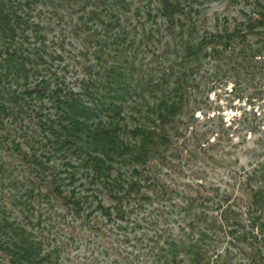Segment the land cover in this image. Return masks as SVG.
I'll list each match as a JSON object with an SVG mask.
<instances>
[{
    "label": "rangeland",
    "instance_id": "1",
    "mask_svg": "<svg viewBox=\"0 0 264 264\" xmlns=\"http://www.w3.org/2000/svg\"><path fill=\"white\" fill-rule=\"evenodd\" d=\"M119 1L109 0L116 2L109 8L97 0H36L24 10L44 40L29 31L22 44L37 61L33 85L53 78L52 88L81 94L106 64L133 69L137 95L121 121V137L131 148L140 130L158 124L161 93L145 89L146 82L158 83L172 71L187 79L183 110L163 129L170 142L153 147L145 166L130 157L113 166L116 179L144 171L140 193L152 198L146 205L119 201L123 193L84 177L66 179L71 171L64 164L73 158L47 140L40 117L55 119L56 112L45 99L0 124V207L60 264H139L134 260L158 237L189 243L202 235L204 264H264V31H245L264 13V0H167L182 4L170 19L165 0H124L125 7ZM234 31H245L246 41L237 39L225 54L183 58L187 42ZM52 174L65 193L75 188L88 198L82 213L51 193ZM30 189L40 193L27 198ZM119 209L128 211L125 219H116ZM190 258L167 259L190 264ZM0 264H10L1 251Z\"/></svg>",
    "mask_w": 264,
    "mask_h": 264
},
{
    "label": "trees",
    "instance_id": "2",
    "mask_svg": "<svg viewBox=\"0 0 264 264\" xmlns=\"http://www.w3.org/2000/svg\"><path fill=\"white\" fill-rule=\"evenodd\" d=\"M35 1L0 0V124H7L11 117L14 118V115L23 112L34 101L49 99L53 103L56 118L50 119L46 116L47 119L44 120L43 116L40 117V122L48 135L50 145L56 151L62 152L64 157L73 158L64 164L66 169L71 171L65 172L66 179L75 183L84 177L93 185L101 184L108 187L111 194L123 193L122 197H116L119 201L139 200L145 204L152 197L140 193L146 188L143 187L142 180L139 181L141 177H138L144 171H136L137 176L133 174L134 179H126L123 176L116 179L112 176L113 166L119 160L125 162L124 158L127 157H130L132 163L145 166L150 161L153 147L170 142L163 129L183 110L184 91L189 84L187 79L184 76L171 75L174 72L172 71L164 72L163 77L158 80L160 82L153 84L154 86L149 81L146 82L145 89L161 93V100L154 112L158 124L156 125V121L152 123L153 130H140L135 136L138 139L136 146L131 148L121 137V121L125 106L137 95V86L132 78L133 69L119 63L106 64L96 72L98 75L81 94L71 90L65 91L57 84L52 88L53 78L42 79L33 85L35 74H32V69L37 65V61L33 58L34 54L25 51L22 41L28 40L29 31L44 40V36L30 24L24 10L31 7ZM97 1H101V4L109 8L116 4V2L111 4L109 0ZM119 2L125 7L124 0ZM162 4L164 16L168 19L173 11L182 12L181 3L165 0ZM259 17L257 20L252 19V24L246 26L245 31H251L256 27L263 28L264 31V13L259 14ZM245 31L204 36L198 45L187 42L182 49L186 55L182 56L195 57L203 52L208 57L220 56L222 53L225 54L237 39L246 41ZM36 56L39 62L46 63L43 56L40 54ZM173 68L174 65L170 66V69ZM15 147L17 149L19 144ZM79 170L80 172H77ZM61 182L56 174H52V180L48 182L51 193L77 214L82 213L88 198L75 193V188L69 194L65 193ZM36 193L40 192H36V189L25 192L30 199H34ZM110 210L104 211L109 219L112 217ZM127 213L128 211L119 209L116 219H125ZM193 225L191 223L189 226ZM204 238L202 235L200 239L185 243L176 236H169L167 239L158 237L157 240L154 239L155 242L151 241L150 245L153 244V247L147 246V254L139 256L134 261L139 264H148L150 260L155 264H183V260L179 263L167 258L176 259L180 254H187L191 256L190 264H204L202 260V246L204 247L206 242L202 240ZM154 245L157 247L154 248ZM0 251L7 256L10 264H60L53 259V253L45 252L44 243L38 240L23 222L11 218L4 207H0Z\"/></svg>",
    "mask_w": 264,
    "mask_h": 264
}]
</instances>
